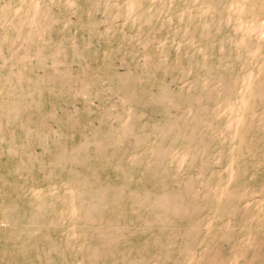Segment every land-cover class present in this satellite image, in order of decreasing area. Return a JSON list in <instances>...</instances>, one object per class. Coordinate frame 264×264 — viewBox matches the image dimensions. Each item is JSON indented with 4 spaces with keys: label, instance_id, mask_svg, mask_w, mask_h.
Masks as SVG:
<instances>
[{
    "label": "rangeland",
    "instance_id": "1",
    "mask_svg": "<svg viewBox=\"0 0 264 264\" xmlns=\"http://www.w3.org/2000/svg\"><path fill=\"white\" fill-rule=\"evenodd\" d=\"M0 264H264V0H0Z\"/></svg>",
    "mask_w": 264,
    "mask_h": 264
}]
</instances>
